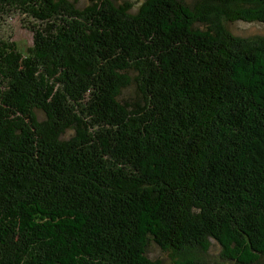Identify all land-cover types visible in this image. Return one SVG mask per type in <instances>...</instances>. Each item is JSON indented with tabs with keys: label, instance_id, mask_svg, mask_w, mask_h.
Here are the masks:
<instances>
[{
	"label": "trees",
	"instance_id": "obj_1",
	"mask_svg": "<svg viewBox=\"0 0 264 264\" xmlns=\"http://www.w3.org/2000/svg\"><path fill=\"white\" fill-rule=\"evenodd\" d=\"M83 1L0 0V264H262L264 0Z\"/></svg>",
	"mask_w": 264,
	"mask_h": 264
},
{
	"label": "rangeland",
	"instance_id": "obj_2",
	"mask_svg": "<svg viewBox=\"0 0 264 264\" xmlns=\"http://www.w3.org/2000/svg\"><path fill=\"white\" fill-rule=\"evenodd\" d=\"M78 6L83 5V0H72ZM130 2L132 9H135L142 0H126ZM229 30L236 35L248 36L252 34L264 35V23L258 22H241L234 21L228 24ZM0 34L3 37H8L10 40L15 42L19 46L30 44V34L24 26L22 16L13 14L11 17L7 16L0 25ZM149 257L159 259L165 264H169V259L164 253L159 251L156 247L152 246L149 249ZM206 259L213 263H218L221 259L219 257L218 246L211 241V245L207 251ZM264 264V262H262Z\"/></svg>",
	"mask_w": 264,
	"mask_h": 264
}]
</instances>
